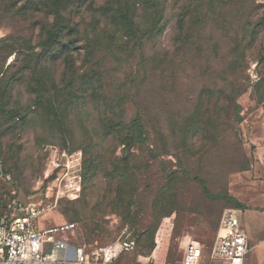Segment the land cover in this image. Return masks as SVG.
<instances>
[{"label": "rangeland", "instance_id": "obj_1", "mask_svg": "<svg viewBox=\"0 0 264 264\" xmlns=\"http://www.w3.org/2000/svg\"><path fill=\"white\" fill-rule=\"evenodd\" d=\"M188 1L130 0L140 7L125 33L106 22L116 51L102 55L86 108L50 112L26 83L11 94L0 86V112L8 96L17 110L0 115V218L35 208L40 230L74 224L66 235L74 246L129 244L123 264H180L188 240L210 250L222 213L235 208L227 189L249 167L248 118L264 115V0H192L179 34ZM29 31L18 17L0 20V39L14 32L28 40ZM14 60L1 56L0 76ZM73 60L78 74L87 72L89 62ZM62 74L54 78L60 88ZM104 111L114 119L138 113L148 133L114 176L122 147L102 138Z\"/></svg>", "mask_w": 264, "mask_h": 264}, {"label": "trees", "instance_id": "obj_2", "mask_svg": "<svg viewBox=\"0 0 264 264\" xmlns=\"http://www.w3.org/2000/svg\"><path fill=\"white\" fill-rule=\"evenodd\" d=\"M85 1L88 3L83 2L76 7L75 0H0V20L5 16L9 19L18 17L28 25L31 35L27 40L15 36L13 32L0 39V61L1 56L15 55V60L0 76V86H3L6 93L11 94L16 84L24 82L32 99L37 100L50 112H67L76 105L80 108L88 107L86 101L92 97V93L95 95L94 84L101 81L102 75L97 70L104 60L102 55L107 56L116 51V48L112 49L116 43L107 32L106 22L120 29L122 33L131 31L137 24L132 9L140 5L133 2L129 4L130 0H104L100 5H95L91 0ZM192 2L189 0L177 14L176 30L179 34L186 18L194 10ZM74 15L79 17V22L72 21ZM86 15L91 18L89 24H86L83 18ZM84 26L86 28L82 29ZM35 31L37 32L34 39ZM145 31L151 35L156 30L153 28ZM180 38L182 40L179 36L177 41L179 39L180 42ZM138 42L139 46L142 45V38ZM75 54L82 56L84 62H89L86 64L87 72L82 75L78 74L75 68ZM4 64L5 62L2 67ZM2 70L1 68L0 74ZM58 70L63 73L62 88L54 79ZM87 89L92 91L90 96L86 94ZM10 99L11 96H8L6 104L1 105L5 111L0 112V115L8 116L17 112L11 108ZM0 100L3 101V97L0 96ZM106 113L99 112L98 115L103 129L102 138L111 137L122 147L121 156L111 164V173L114 176L115 170L127 161L132 150L147 145L148 133L138 113L129 119H114ZM109 180H113L112 176H109Z\"/></svg>", "mask_w": 264, "mask_h": 264}, {"label": "built area", "instance_id": "obj_3", "mask_svg": "<svg viewBox=\"0 0 264 264\" xmlns=\"http://www.w3.org/2000/svg\"><path fill=\"white\" fill-rule=\"evenodd\" d=\"M39 215L35 208L19 206L14 214L0 218V264H123L120 259L131 251L125 243L90 250L74 246L66 237L75 234L74 224L40 230ZM248 251L240 211L229 208L220 217L210 250L188 240L180 264H244Z\"/></svg>", "mask_w": 264, "mask_h": 264}, {"label": "crops", "instance_id": "obj_4", "mask_svg": "<svg viewBox=\"0 0 264 264\" xmlns=\"http://www.w3.org/2000/svg\"><path fill=\"white\" fill-rule=\"evenodd\" d=\"M249 167L229 185L227 193L240 211L249 251L244 264H264V115L259 110L248 118ZM249 142V143H248Z\"/></svg>", "mask_w": 264, "mask_h": 264}]
</instances>
